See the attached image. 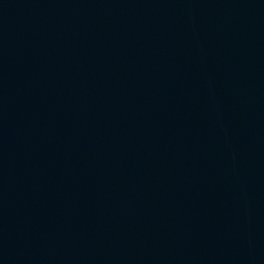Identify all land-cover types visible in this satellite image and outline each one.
Segmentation results:
<instances>
[{"label": "water", "instance_id": "95a60500", "mask_svg": "<svg viewBox=\"0 0 264 264\" xmlns=\"http://www.w3.org/2000/svg\"><path fill=\"white\" fill-rule=\"evenodd\" d=\"M0 264H264V0H0Z\"/></svg>", "mask_w": 264, "mask_h": 264}]
</instances>
